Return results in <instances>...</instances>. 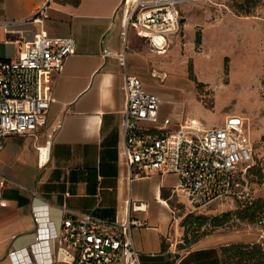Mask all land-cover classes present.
Segmentation results:
<instances>
[{"label": "crops", "instance_id": "1", "mask_svg": "<svg viewBox=\"0 0 264 264\" xmlns=\"http://www.w3.org/2000/svg\"><path fill=\"white\" fill-rule=\"evenodd\" d=\"M124 1L0 0L3 58L17 57L20 42L32 39L41 28L33 17L47 2L49 16L43 28L52 36L76 40L75 53L52 77L47 124L34 134L3 138L0 176L6 184L0 192L7 205H0V264H69L48 262L56 255L57 242L36 239L39 228L46 232L47 223L59 228L66 210L108 221L142 220L144 225L132 230L140 264H217L221 258L220 248L229 239L211 237L191 248L183 245L178 212L187 206L185 198L174 193L176 174L130 179L123 162L125 69L117 57L104 56L103 51L126 50V71L160 96V118L169 117L175 125L190 118L182 116V106L193 88L188 60L172 44L175 35L165 53L153 50L145 33L132 26L124 36ZM224 120L211 126L203 123L212 127ZM47 139L52 141L51 155L41 167L37 147ZM134 203L141 208L133 210ZM35 210L41 215L38 223ZM12 250L19 251L16 258Z\"/></svg>", "mask_w": 264, "mask_h": 264}, {"label": "built area", "instance_id": "2", "mask_svg": "<svg viewBox=\"0 0 264 264\" xmlns=\"http://www.w3.org/2000/svg\"><path fill=\"white\" fill-rule=\"evenodd\" d=\"M194 1L208 0H125L124 36L132 26L145 33L153 50L163 51L180 30V5ZM48 7L47 2L33 17L41 28L32 39L20 42L17 57L3 58L0 52V148L5 136L34 134L47 124L53 101L52 77L75 53L74 37L52 36L43 28ZM103 55L117 57L125 69L121 153L130 179L152 173L176 174L174 193L185 198L191 212L250 194L246 174L253 165V140L245 116L230 114L221 125L212 127L196 118H186L176 125L169 117L160 122V96L126 71V50L107 49ZM51 143L47 139L37 147L41 167L49 162ZM5 184L6 179L0 176V187ZM0 205H7L1 192ZM140 208L133 204V210ZM66 212L59 228L47 223L46 232L38 229V242H57L56 255L48 262L140 264L132 230L144 225L142 220L129 217L108 221L89 213ZM33 217L40 222L38 211L33 212ZM10 255L16 258L19 251L12 250Z\"/></svg>", "mask_w": 264, "mask_h": 264}, {"label": "rangeland", "instance_id": "3", "mask_svg": "<svg viewBox=\"0 0 264 264\" xmlns=\"http://www.w3.org/2000/svg\"><path fill=\"white\" fill-rule=\"evenodd\" d=\"M243 2L208 0L181 4V27L172 44L178 47L180 57L188 60L193 83L182 106V116L199 119L208 126L220 124L226 114L247 118L255 143L253 167L259 171L251 174L254 198L264 201V0H253L255 7L249 15L242 13ZM238 204L225 201L194 211L207 216L230 211L231 215L219 227L207 224L194 230L193 225L188 232L182 224L191 211L178 207L182 243H186L185 236L198 238L188 248L211 237H223L229 239L224 245L243 242L264 246V207L252 221L238 216Z\"/></svg>", "mask_w": 264, "mask_h": 264}, {"label": "trees", "instance_id": "4", "mask_svg": "<svg viewBox=\"0 0 264 264\" xmlns=\"http://www.w3.org/2000/svg\"><path fill=\"white\" fill-rule=\"evenodd\" d=\"M242 8V13L244 15H249L252 12V9L255 7V2L253 0H244L243 3L240 4ZM255 143L253 141V156H254ZM253 165L247 171V180L250 187V194L245 198L238 197H230L227 201H232V203H239L237 208V214L241 218H249L250 220L257 219L258 214L263 211L264 201L262 199L254 198V188L252 184L251 174L252 171L255 174H258L259 171L255 170ZM211 206L204 208L209 209ZM230 211L224 212L219 215L207 216L204 214H194V212H190L183 221L182 226L186 228V232H188L189 228L195 225L194 230H198L204 227L207 224H211L214 227H219L226 223L230 218ZM261 220V218H258ZM192 230V231H194ZM185 242L183 245L185 247L188 244L192 245L197 242V237L194 239H190V237H184ZM221 258L217 264H264V246L261 243H243L236 242L230 243L227 245H223L220 248ZM209 264V263H203ZM212 264V263H210Z\"/></svg>", "mask_w": 264, "mask_h": 264}]
</instances>
